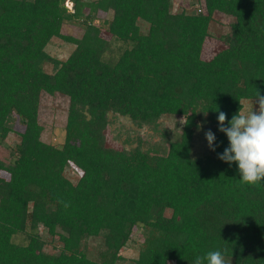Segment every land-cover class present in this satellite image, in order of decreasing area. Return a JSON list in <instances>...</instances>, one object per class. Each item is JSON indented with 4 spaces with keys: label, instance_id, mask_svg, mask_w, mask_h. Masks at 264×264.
Listing matches in <instances>:
<instances>
[{
    "label": "trees",
    "instance_id": "obj_1",
    "mask_svg": "<svg viewBox=\"0 0 264 264\" xmlns=\"http://www.w3.org/2000/svg\"><path fill=\"white\" fill-rule=\"evenodd\" d=\"M197 2L201 12L173 13V0H0V264H117L138 234L133 264H195L215 250L229 264H264V181L241 183L238 164L219 159L229 140L217 119L226 113L227 126L264 95V0ZM99 14H111L105 26ZM217 14L230 32L206 60ZM75 23L81 37L64 32ZM54 39L75 46L66 60L47 52ZM43 94L69 99L61 146L42 140ZM110 113L163 144L109 146ZM184 117L172 136L162 129ZM17 121L21 141L9 147ZM205 127L215 151L196 157ZM99 237L90 257L84 239Z\"/></svg>",
    "mask_w": 264,
    "mask_h": 264
},
{
    "label": "rangeland",
    "instance_id": "obj_2",
    "mask_svg": "<svg viewBox=\"0 0 264 264\" xmlns=\"http://www.w3.org/2000/svg\"><path fill=\"white\" fill-rule=\"evenodd\" d=\"M67 7L69 10H72V4L68 3ZM201 7V4L197 0H173L172 11L173 13H180L183 11L186 12H196L198 8ZM98 26H105L106 20H110V15L99 14ZM232 19L223 15L217 14L214 18V22L211 25V32L213 33L212 37L209 38L206 42L204 49L203 58L206 60L212 59L221 49L224 48L225 43L218 39L219 35H226L230 32V24ZM143 31L148 29L147 25L140 23ZM64 32L69 35L81 37L83 35V27L79 24L67 25L64 29ZM122 47V44L116 42L112 45L114 51L111 56H114L118 49ZM75 46L65 43L60 39H54L47 48V52L50 53L53 57L59 60H66L70 54L74 51ZM47 72L52 71V66L46 64L44 66ZM69 99L62 95H42L41 107H40V123L44 127V132L42 134V140L48 144H53L55 146L63 145L65 141V130L67 125V117L69 110ZM245 113L254 111L258 105L256 101L245 100L243 101ZM109 126L106 131L107 144L109 146L118 147V148H131V146H136L137 138L141 137L146 140L147 144L162 143L163 140L160 134L154 135L153 132L149 129H139L134 123L123 116L110 113L109 114ZM180 120L174 118H164L162 120V129L170 130L172 132L171 136L174 133L179 132L177 129V124ZM22 122L17 121L16 130L17 132L11 133L6 139V145L9 147H15L21 141L19 136L20 131L23 130ZM208 132L207 127L197 131L194 139V156L196 157H205L211 153V148L209 147L208 141L206 139L205 133ZM66 176L73 183H76L82 173L74 165L69 164L66 169ZM4 176H8L6 173H3ZM142 243V238L138 234L135 241L131 242L126 248L122 250V255L126 259L124 262H119L117 264H133L134 259L138 257L140 245ZM84 246L89 250V256L94 257L96 255L97 248L102 247L103 239L99 238H87L84 239ZM48 250H51V246L47 247ZM173 264V263H171Z\"/></svg>",
    "mask_w": 264,
    "mask_h": 264
},
{
    "label": "clouds",
    "instance_id": "obj_3",
    "mask_svg": "<svg viewBox=\"0 0 264 264\" xmlns=\"http://www.w3.org/2000/svg\"><path fill=\"white\" fill-rule=\"evenodd\" d=\"M254 111L245 113L242 109L228 121L227 114L219 111L217 117L219 130L226 134L229 146L219 155V159L238 164L241 183L258 185L264 181V95L257 92ZM207 116V113H204ZM185 125V117L179 121ZM209 147L215 151V134L209 130L205 133ZM63 203V201H61ZM66 208L67 204L64 205ZM229 264L225 255L219 251H209L203 257H197L195 264Z\"/></svg>",
    "mask_w": 264,
    "mask_h": 264
},
{
    "label": "built area",
    "instance_id": "obj_4",
    "mask_svg": "<svg viewBox=\"0 0 264 264\" xmlns=\"http://www.w3.org/2000/svg\"><path fill=\"white\" fill-rule=\"evenodd\" d=\"M198 12H201V9L200 8H198Z\"/></svg>",
    "mask_w": 264,
    "mask_h": 264
}]
</instances>
